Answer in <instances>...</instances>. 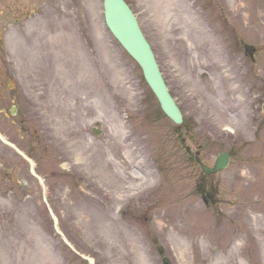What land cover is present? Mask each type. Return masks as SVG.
Listing matches in <instances>:
<instances>
[{
    "label": "rangeland",
    "instance_id": "374dc122",
    "mask_svg": "<svg viewBox=\"0 0 264 264\" xmlns=\"http://www.w3.org/2000/svg\"><path fill=\"white\" fill-rule=\"evenodd\" d=\"M126 1L181 108L183 136L157 113L140 67L104 24L102 0H0L1 132L36 164L60 229L80 253L102 264H162L154 235L171 264H264V133L255 137L248 106L264 92V73L246 70L240 42L254 35L264 53V0ZM83 145L89 159L77 163ZM230 147L238 156L202 185L219 203H206L187 153L211 165ZM105 153L123 168L120 183L92 166ZM132 166L154 180L132 178ZM118 193L122 205L131 194L140 205L135 222L133 209L119 217ZM43 195L27 163L0 144V264L78 259L55 234Z\"/></svg>",
    "mask_w": 264,
    "mask_h": 264
},
{
    "label": "water",
    "instance_id": "95a60500",
    "mask_svg": "<svg viewBox=\"0 0 264 264\" xmlns=\"http://www.w3.org/2000/svg\"><path fill=\"white\" fill-rule=\"evenodd\" d=\"M104 17L106 24L115 35V37L140 64L143 70L144 77L157 96L164 112L175 122H180V111L176 106L174 100L168 93L167 87L158 69V65L155 61L150 46L143 37L138 27L137 21L128 6L123 0H104ZM246 50L250 51L252 50V47L246 46ZM26 159L30 162V164H32V162L28 158ZM226 165L227 155L225 153H222L217 158L213 168H209L206 166L202 167L206 172L209 173L222 169ZM208 196L212 199L213 202H215V200L212 198V195L208 194ZM49 211L53 218L56 231L62 235V233L56 226V217L51 212V210ZM63 239L68 244V241L64 237Z\"/></svg>",
    "mask_w": 264,
    "mask_h": 264
},
{
    "label": "bare ground",
    "instance_id": "6f19581e",
    "mask_svg": "<svg viewBox=\"0 0 264 264\" xmlns=\"http://www.w3.org/2000/svg\"><path fill=\"white\" fill-rule=\"evenodd\" d=\"M218 69V68H217ZM217 80H218V83H219V88H224L225 87V90H226V87L230 85L229 82V75L226 73V71H219V73L217 74ZM59 117H61L60 119H64L66 117V113L64 111H59ZM88 114H83V118H85ZM68 121H65V124L67 123ZM64 124V125H65ZM51 128V127H50ZM123 126H120V130L122 129L123 130ZM125 132L121 131L120 134H124ZM122 137L124 138L125 135H122ZM74 144V143H72ZM125 151L122 153V157L124 160H126L127 162L129 161V159L131 157H133V153H134V150L130 148V145L128 144L127 146H125ZM76 154L74 156L75 158V161L77 163H85L89 157L88 156H85V154L83 152H86V147L85 145H83L82 148H80L79 151H75ZM102 155V153H101ZM102 159L104 161H100L99 163L97 164H93L92 166L95 167L96 170H98V175L101 176L102 178H105V177H110L113 181H115V178H118V182L120 183V181L122 180L123 181V168L121 166H117V162H116V156L114 155H111L110 153H105L104 154V158L102 156ZM122 163V162H121ZM124 163V162H123ZM122 163V164H123ZM108 170V171H107ZM131 170V176L132 178H135V179H140V181H142V183H145V182H148V181H153V177L151 175V173L148 171V173H141V174H137V170L135 169L134 166H132L130 168ZM118 183V184H119ZM117 201L118 203H122L123 202V197L118 193L117 196ZM180 257L184 258L185 257V251L184 249H180Z\"/></svg>",
    "mask_w": 264,
    "mask_h": 264
},
{
    "label": "flooded vegetation",
    "instance_id": "af4514ba",
    "mask_svg": "<svg viewBox=\"0 0 264 264\" xmlns=\"http://www.w3.org/2000/svg\"><path fill=\"white\" fill-rule=\"evenodd\" d=\"M262 57L261 56H257V59H261ZM264 99V98H263ZM261 100V99H260ZM260 100H258V103L257 104H253L252 105V107H251V109L252 110H254V112L255 113H257V114H259V116L261 115V108H260ZM253 107L255 108V109H253ZM254 114V113H253ZM262 116V115H261ZM262 120H263V123H264V115L262 116ZM263 125H261V121H260V124H259V128L258 129H256L255 130V134L256 135H258V134H260V133H263V131H262V129H261V127H262ZM8 149V148H7ZM10 150V149H9ZM230 153V155H231V157H232V154H231V152H229ZM135 216H138L137 215V213L135 214ZM153 240H155V239H153ZM67 261H69V263L68 264H85V263H83L81 260H79V259H67ZM96 261V264H102L100 261H97V260H95Z\"/></svg>",
    "mask_w": 264,
    "mask_h": 264
}]
</instances>
